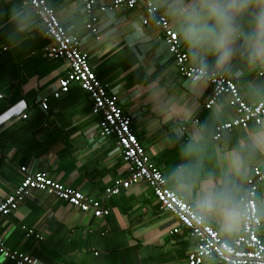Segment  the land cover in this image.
Returning a JSON list of instances; mask_svg holds the SVG:
<instances>
[{"label": "crops", "instance_id": "obj_1", "mask_svg": "<svg viewBox=\"0 0 264 264\" xmlns=\"http://www.w3.org/2000/svg\"><path fill=\"white\" fill-rule=\"evenodd\" d=\"M46 2L66 30L81 39L92 70L118 96L120 107L132 118L133 132L168 187L196 210L205 185L227 186L240 208L248 173L264 161V121L261 126L235 128L215 142V126L235 118L228 97L204 108L212 88L181 78L156 28L143 24L142 6L102 13L99 7L112 0H95L92 34L85 28L82 0ZM153 2L178 35L179 24L166 14L171 0ZM16 11L21 15L14 22ZM178 37L188 65L198 66ZM49 45L24 0H0V202L19 185L20 168L25 167L96 198L109 214L93 218L34 192L0 223L4 247L31 256L37 264H187L196 240L185 230L172 234L179 228L177 220L160 212L144 182L104 197L106 189L128 179L127 165L116 139L100 135L99 118L91 113V102L79 84L71 83L67 93L53 98L68 65L46 58ZM237 49L228 71H211L231 78L241 97L256 103L264 97V64L248 61L240 42ZM43 101L46 110L40 106ZM195 135L201 138L202 166L195 170L191 188H182L172 173L184 163L181 150ZM258 212L264 240V184L258 190ZM205 219L227 242L240 232V220L227 230L216 220ZM29 230L34 235L28 238ZM0 264L13 263L0 256Z\"/></svg>", "mask_w": 264, "mask_h": 264}, {"label": "built area", "instance_id": "obj_2", "mask_svg": "<svg viewBox=\"0 0 264 264\" xmlns=\"http://www.w3.org/2000/svg\"><path fill=\"white\" fill-rule=\"evenodd\" d=\"M25 4L38 18L50 45L45 51L48 59H62L67 62V76L58 82V90L53 94L59 99L68 92L71 83L79 84L91 102V113L99 118L98 129L102 137L113 136L119 147L121 156L127 165L129 177L117 181L113 187L105 190L104 197L117 196L122 190L144 182L152 191L160 212L172 215L179 228L172 231L176 234L185 230L196 240L195 248L188 254L187 264H205L215 260L221 264H264V240L259 234L261 216L258 212V190L264 184V161L250 170L246 178V188L242 194L240 209L241 227L239 234L230 242L222 238L219 231L201 219L196 210L168 187L167 179L148 158L146 152L133 132L132 118L124 113L119 105L118 96L109 90L94 73L89 63V54L81 49V39L70 34L59 21L55 10L46 0H24ZM95 0H82L83 12L86 16L85 28L96 33L94 24ZM145 9V26L156 28L158 38L163 42L169 55L173 58L182 79L192 83H203L212 88V93L205 104L211 109L216 101L228 97V105L234 110L235 118L215 126L212 139L218 142L225 133L250 124L261 126L264 121V97L256 103L245 101L236 83L229 77L215 71L201 76L198 66L188 65V54L182 48L178 35L170 26L169 20L158 14L153 0H112L109 5H102L99 11L112 12L119 9L132 10L137 6ZM1 98V97H0ZM42 110L47 103L41 102ZM25 120L27 115H22ZM196 122V121H195ZM19 185L0 202V223L3 219L18 210L19 206L34 192L52 196L78 210L82 214H91L93 218H103L109 214L96 198L62 186L45 173L20 168ZM34 235L29 230L26 236ZM0 256L13 264H37L31 256L18 251L6 249L0 238Z\"/></svg>", "mask_w": 264, "mask_h": 264}, {"label": "clouds", "instance_id": "obj_3", "mask_svg": "<svg viewBox=\"0 0 264 264\" xmlns=\"http://www.w3.org/2000/svg\"><path fill=\"white\" fill-rule=\"evenodd\" d=\"M166 14L179 24L178 35L201 76L210 70L228 71L238 42L248 61L264 64V4L259 0H171ZM20 15L14 12L12 20ZM200 139L195 135L183 147L184 163L172 173L182 188H191V178L202 166ZM195 208L201 219H214L227 230L236 227L242 215L232 190L212 182L204 186Z\"/></svg>", "mask_w": 264, "mask_h": 264}]
</instances>
